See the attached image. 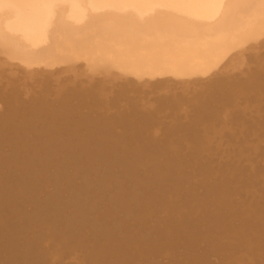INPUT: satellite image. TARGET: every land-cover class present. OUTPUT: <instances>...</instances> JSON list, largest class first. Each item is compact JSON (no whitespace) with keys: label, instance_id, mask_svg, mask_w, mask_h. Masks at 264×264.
Returning a JSON list of instances; mask_svg holds the SVG:
<instances>
[{"label":"bare ground","instance_id":"bare-ground-1","mask_svg":"<svg viewBox=\"0 0 264 264\" xmlns=\"http://www.w3.org/2000/svg\"><path fill=\"white\" fill-rule=\"evenodd\" d=\"M4 46L6 48L8 47L10 48V51L8 50L7 53L10 52L11 54H13V56H15V59L18 63L17 65H19V69L21 70V67L23 66L25 68L26 73H27V69L31 67L34 60H42L44 62H47V60H50L58 53L60 55L57 57L61 61V64L63 66L53 67L52 63L47 64L45 70L41 71L42 73L37 74V76H35L34 78L32 77L33 81L35 82L37 81L38 83L40 82L44 83L45 86L51 85L53 83H58L55 84L57 85V87L55 89V94L53 99L49 100L50 96H47L46 99L45 98L42 100L40 99L39 102L36 99L37 104L31 106V108L28 110L29 112L28 116H26V114L24 113L11 114L10 113L12 112L10 110L11 108H8L10 110V112L8 111L9 114L5 112L6 111L5 109H4L5 111L2 110L3 112H0V208H1L0 209V257H2L3 251L4 252L8 251L7 254H9L8 259H5V261L0 260V264H51L47 259L48 257H50V255H52L51 257H53V260L62 259V258L63 260H65L64 259L65 252H67L68 250L78 251L80 249L83 250L79 252V254L80 253L84 254L82 257H79L77 253L76 255L73 254L74 252H72V254L74 255L72 260L73 262L78 261L77 264H151V263L159 264V261L158 263H156V257L157 258L160 257L158 255L171 254L172 257L169 258L173 260L172 258H174L176 254V253L174 254V252L183 253L180 251L181 246H183V248L181 249H184L185 252H186L185 249H187V251L189 252V253L186 252L188 255L190 254V256H188L189 258L186 259L188 260L187 264H190L191 263L190 261H194V262L198 261L200 263V258L204 260L205 258H203L202 257L203 255L201 254L202 252L205 253V251L208 249H209L208 251L212 250L213 253L217 252L212 246L210 247V245L208 246L207 244L205 245L206 239H209V237L206 236L205 233L208 232V226H212V227L214 226L215 223L213 220L215 219H213L214 217L212 218V216H210L212 212H209L207 210L208 207L206 208L204 206L205 207L204 208L202 205L203 203L206 204V202L208 201L211 203L213 200H217V199L223 200V202H225L227 194L224 192H221V194L214 192L216 190L215 188L214 189L212 188L213 185L212 184H210V186L207 185L209 184L210 180L206 185L204 183V185L202 186L204 187V190H206L205 188L213 189L214 190V191L212 190L213 193L211 194L212 191L208 189L209 192L206 191L205 193L210 194V196H208L207 199L202 197L201 199H198L199 201L205 199V201L203 200L201 204L204 210L202 211L198 210L199 212L195 213L194 210L197 209L193 207V205L188 204L190 208L188 209V212L186 214L189 215L184 214L187 217L189 216V218H186V216H184L187 221L184 220V218H182L183 214L180 213L182 216L181 217L182 225L179 222L180 221L179 219L175 218V216H171L174 207L178 208L177 206L180 205L182 206L183 204H186L185 201L188 200V199L185 200L186 198H190L189 201H191V199L200 196L199 193H196L199 196L198 195L195 196V194L193 195L191 193L192 191L198 192L196 191V186H192V185L191 186L195 191L191 189L190 185H189L190 188L189 187L188 188L191 189L189 190L190 195L192 194L193 196L192 195L185 196L183 194L186 193V195L187 194L189 195L188 193L189 191L186 192L188 190L186 187L188 186L189 182H187V186H186L185 182L187 180H185L186 176L184 175L188 169L186 171H183L185 168V164H180L178 158L174 156V152H176V148L172 149L173 142L172 144L170 143L172 150H170V146H167V144L170 142L169 139L171 138L168 139V136L166 134L169 133L171 134L170 137H172L173 136L172 133L174 132L172 131L173 129L170 128L171 129V130L169 129L170 132L168 133L165 132L166 134L163 132L164 135H166L165 140L168 141L166 145L162 144V141H159L161 139H157V137L156 139L158 141H155L154 144L156 145V149H157L156 151L158 152L162 151L163 149L165 152L166 149L164 147L166 146L167 151L169 148L168 152L171 151L173 153L172 157L175 158H171L170 160H168L167 163L166 161L164 162L163 159H167L169 156H171V152L170 155H167L169 154L167 151L165 154L166 156L164 154L154 152L155 154H152L153 157L151 158V160L149 158L147 160L146 158L147 161L144 158L141 159L138 158L137 156H132V153H134L132 147L130 148L128 145H124L125 146L124 147L121 142L124 143L125 141L124 138L132 137L130 135L137 130L134 129V125L136 123L132 125L134 131L133 130L130 131V129L128 130V128H130L131 123L129 122L127 124L129 125L126 126L128 130L127 132L129 133L130 131V133L128 134L126 132V134H128V137L127 135H125L126 137L120 140L119 137L111 134L106 129L101 130V128H104L101 127L104 126V123H100V127L97 126L99 125L98 120H100L101 118L98 117V119H96L98 124H96L97 122L95 123V121H93L95 120V117L94 119L92 118L93 116L90 119H88V117L84 115L85 117H87L84 118V116L81 114L80 111L83 109L82 103L80 101L79 103H81V107L79 106L76 107V110L79 109L80 114L79 113L77 114V111L75 110L76 112L72 114H76V115H72L71 111H74L73 108L77 104L72 105L73 103L75 104V102H72L71 104L70 101H68L70 105L68 103H66L67 104L66 105L64 104L65 102H63V100L65 101L67 97H70L72 94L71 92L73 91H71L72 90L71 87L65 86L66 84L64 85L60 83L61 82L60 79L64 75L62 74L60 76L57 69H61V67H66L69 70V72L72 73L78 70L79 67H83L84 65H90L87 68L88 71H85L84 69L81 75H77L80 77L85 76L86 77L85 80L88 81V83L85 84L82 81V78H80L81 79L80 82L81 81L83 82L81 83V88L83 87L84 89L88 88L87 90L83 89L81 91V94L85 95V100H86L83 103V107H86L87 109L88 106L92 108L94 101L96 102L98 101V100H94L95 95L96 97L99 96L100 98V95H102L103 92L104 93L107 92L109 94V91H107V89L111 90L112 97L118 94V93L112 94V92H117L118 89L115 91L113 89L114 87L113 85H115L119 81L122 82L126 81L127 83H131V84L133 83L134 86L136 84V87L138 84L142 85V83H149V82H153L154 84L156 83L155 85H157V83L159 84L171 83L175 85L176 84L180 85V83L183 84L185 81H189V82L193 81L194 83L190 82L191 85L193 84V86H195L196 84L198 86L196 82L198 81L199 83L200 81H202V83L199 84L201 85V87L198 86L201 89V91H204L202 89L208 86L205 83L209 82L208 84L210 86L207 87V89H210V87L211 89L215 87V90L213 88L212 91L213 90L216 91L220 89L219 90L220 92L217 91L218 96L220 95V93L222 95L223 94L222 91L224 92L223 90L224 88L222 89L221 87L226 86L227 83L230 82V81L226 82V80L231 79L233 81L234 80L233 73L236 71L239 72V70L242 69V67L250 63L249 61L251 60L255 61L256 59H258L261 56L260 52L264 50V0H0V49ZM8 56L10 55H7V57ZM263 58L260 60V62L263 60ZM0 62H3V59ZM263 62H261L260 64L262 65ZM257 63H253V64H257ZM80 64H82V66H80ZM0 65H2L0 69L6 66L4 63H0ZM261 67H262L261 69L264 70L263 68L264 65ZM248 68H252V67L250 66ZM252 69L248 71H251ZM4 71H7V69L5 68ZM262 71L259 72H261L263 75L264 72ZM259 72H252V71L249 72L250 74L249 76H251L252 78L250 80H247L246 84L242 83L243 86L245 85V87L247 85V89L249 87L248 89L249 91L255 90L256 87L264 86V78H263L264 76L261 75V79L259 76L256 77V75ZM56 75H59L60 77ZM70 76L71 75H69V77ZM66 77L67 76H65V78ZM77 78L78 77H75L74 79ZM213 78H216V80ZM203 81L206 82L203 83ZM95 82L96 84H94ZM125 83H120V84H122L123 87L125 86V88L127 85L128 89L127 88L126 89L130 90V92L126 91L127 95L129 94L128 101L131 100V96L132 99L134 96L138 101L137 96H140L145 92L144 91L145 89L143 90V88H146V85L151 86V88H153L152 85H148V84H145V87L138 85L137 88L140 90V88L142 87L141 89L143 90V92L138 91L136 92V94H134L135 93L133 92L134 90L133 91L131 90L132 88L130 86L131 84L128 85L127 83L126 84ZM108 84L110 87L111 86L113 87L109 88ZM203 84H205L206 86ZM75 86L76 84H74L73 88ZM134 86L133 88L135 89V91H137L136 87ZM173 86H169V90L175 91L176 88L177 90L180 88L179 86L178 87L174 86L175 88L173 89L172 88ZM237 86L239 87V83ZM121 87L122 86H120V88ZM162 87H164V91H166L165 89L166 86H162ZM124 89L123 91L125 92ZM162 89L160 94L164 95L163 93L164 91ZM200 89L199 90L196 89L197 92L198 91L201 92ZM207 89L204 91L205 94L206 91H208L207 93L212 92L211 89H210L211 92ZM76 90L77 89L74 90V93ZM153 90L154 88L152 90H148V91L146 90V91L153 95V93L150 92ZM155 91L159 93L160 89L159 91L157 90ZM230 91H232V89ZM236 91L238 92L239 90L236 89ZM197 92L192 97L195 98L194 99L196 100L195 103L197 102V104L194 105L198 106L199 103L197 100H200L198 98L199 97L205 98L207 96L204 97L202 96L203 93L202 95L201 93H199L198 94L199 97H198ZM125 93H123V95ZM131 93L132 95H130ZM148 93L146 94V96L143 94L146 98L145 99L146 101L149 95ZM166 93L167 94L165 95H168L169 92ZM194 93L195 92L193 91V94ZM231 93L233 92H227L226 94L230 95ZM172 94L169 93L171 97H173ZM226 94L223 95L231 99L230 102L231 104L236 103L235 105H237L239 103L238 100L240 98H237V100L235 99L237 95L234 96L235 94L234 95L231 94L230 97V96H226ZM74 95L72 94V96ZM119 95H116V98ZM127 95L125 94L124 98ZM210 95L211 96L209 97H213L215 94L214 95L210 94ZM107 96L108 95L106 94L105 97ZM142 96H140L139 99L144 100V98L142 99ZM232 96H234V99L232 98ZM96 97L95 99H97ZM160 97H162V99H165L167 96H160ZM1 98H3L2 95ZM91 98H93L94 101L90 102ZM120 98L122 99L123 97ZM124 98L122 100H124ZM174 98L171 99L174 100ZM74 99H76V97ZM106 99L107 98H105V100ZM112 99L113 101H115L114 98ZM70 100H72V98H70ZM122 100L121 102L123 104L120 101L119 102L122 105V106L120 105L122 107L121 109H124L126 108L124 104L127 105V103L125 102L128 101L127 99L124 102ZM224 100H226L227 102V100L229 99L225 98ZM0 101H2V99ZM113 101L110 102L114 103ZM156 101L157 100H155V102ZM234 101L236 102L234 103ZM3 102L4 101H2L1 103ZM144 102L145 101H142V103ZM192 102L194 103L193 100ZM209 102L213 104L214 100H210ZM209 102L208 105L211 104V103L209 104ZM130 103L132 102L130 101L128 103L129 105L127 106L133 107V104L131 106ZM215 103H218V101L216 100V102H214L213 105L211 104V106H214ZM220 104L221 103H219V105ZM200 105L199 108L202 107V104ZM143 106L146 108V105L143 104ZM143 106L141 108H143ZM208 107L209 106H207L206 108L209 109L210 107L209 108ZM260 107L262 108V106ZM260 107L258 109V112L259 110L260 111L264 110L263 109L264 106L262 109ZM107 108H108V104H107ZM134 108L132 110H134ZM136 108H138V106ZM154 108L155 106L150 109L152 112L149 110L150 113L148 114L151 115L152 113L153 115L154 112L156 113L160 112V107L158 108V110L157 109L154 110ZM167 108L165 107V109ZM116 109H120V108L116 107ZM129 109L130 108H128V111H130ZM97 111L100 112L98 109ZM120 111L122 110H119L118 112L120 113ZM145 111L148 112V109H145ZM163 112L162 114L166 113ZM211 112L213 113L214 111ZM205 113H206L205 111L203 113H199V115L201 114L200 116H202V118H200L199 115H196L198 113L194 114L196 119V121H193L195 128L196 126L198 128L199 124L202 123L201 121H204V123L206 122L205 118H207V116L203 118L204 117L203 115ZM99 114L101 115V112ZM129 114L130 113H128V115ZM158 114L161 115V113ZM208 115L209 116L211 115L212 118L215 117V114L214 116H212V114H208ZM179 116L181 117V114ZM42 117L46 119V123L47 124L49 123L50 126L49 125L47 126V124H45L44 127L43 128L40 127L41 130H39L38 123L40 120H42ZM211 117L207 118V120L209 118L211 119V120L209 119V121L207 122L210 121L212 122V120H214ZM75 118L76 120H74ZM116 118L117 117L113 119V121L116 120L115 123L122 122V120L124 119V118H120L121 120L120 121L118 118L117 119ZM150 118L152 117L150 116ZM252 118L254 120V117ZM257 118L259 122L260 117ZM107 119L108 117L105 119L108 122ZM149 119H148V125L150 126L151 124L149 122ZM135 122H137V124L140 125L139 121H135ZM133 123L134 121L132 122V124ZM176 123L179 122L176 121ZM259 123L260 124L258 125L254 123L252 124L256 126V129L258 127L257 130H260L261 128L263 130L264 119L261 118V122ZM70 124H73L75 128L73 127L74 131L72 130L73 131L72 133H69L70 131L67 133L66 132L67 129L65 130V128H67ZM85 124L88 126H86ZM121 125L123 124L121 123ZM246 126L248 128L252 127L250 124L249 125L247 124ZM14 128L16 130V133L13 136H9L11 134L10 131H12ZM256 129H254V131ZM146 130H144V133ZM179 132H181V130H179ZM175 133L177 136V131ZM140 135L144 136L143 134ZM164 135L162 137H164ZM248 136L250 137L251 135ZM144 137L146 138L147 136L145 135ZM135 139L139 141L142 140V138L141 140L139 139V136L138 138ZM165 140L164 142L166 143ZM197 140H199V138ZM201 140L202 142H204L203 139ZM201 140H199V144L200 145L205 144L206 147V142L200 143ZM130 141H132V139ZM139 141L137 143L136 140L133 141V143L131 142L133 144L132 146L140 143ZM149 141L150 140H148L147 143ZM196 141L194 139V142L192 143V149H193L192 153L193 151L195 153L197 152L193 148V144ZM147 143L145 142V145L142 146L143 143L141 141L140 145L142 146L143 149L146 146L145 148L149 149L148 151H150L151 148L153 149L154 145L152 146L151 144L153 143L149 142L151 144L150 145L148 144L147 146L146 145ZM195 145L198 146V144ZM122 146L124 148H122ZM136 146L137 148H139L138 147L139 145ZM149 146H151V148H149ZM198 147L200 149H203V146H198ZM143 149L141 150L139 149V152L142 151ZM147 149L146 150L144 149L143 151L144 153L148 154ZM154 149L152 151H154ZM205 149H207V147ZM128 152H130L131 154L130 153L128 154ZM204 153L206 154L207 152L205 151ZM198 155L199 154H197V156ZM199 156L197 158L198 160H200L201 158V156L200 158ZM161 157H166V158L162 159ZM201 161L202 160L196 162V164L202 165L203 161L202 162ZM166 164H168V166L170 167L168 169L169 170L168 172L170 173L175 172L174 174H172V177L177 178V180H181L183 178V180H181L182 182L176 184L174 183V181L172 182L171 180L166 181V179L169 178L170 176H163L160 174L161 171L159 172V168L161 170L166 169L165 167H163ZM205 165L206 164L203 163L202 166L205 167ZM210 167H211L210 164L209 167L206 166L205 169L201 167L203 169L202 172L203 173L206 172L207 168H209L210 169L209 171H211L212 167L211 168ZM116 170H119L121 172V176L113 175V173L116 172ZM151 170L154 171L153 174L156 179L152 178L153 174L151 173L152 172ZM214 170L213 172L211 171L213 174L216 173ZM209 171H207V173ZM216 171L222 172V170H216ZM221 172L219 174L222 175L219 174L217 175V173L215 175H217V177L219 178L221 176L223 177L224 172L222 173ZM203 173H202V177H203ZM212 173L209 172L208 174L212 175L213 177L214 175ZM205 175L206 177L208 176L207 174ZM210 175L208 176V178L211 177ZM190 176H192V174ZM260 176L261 178L263 177L262 175ZM232 177L234 178V176ZM152 179H154L155 181L158 180L157 181L159 182L158 185L161 184V187H163L161 190L160 187L156 186L157 184L155 183L158 195L160 194L161 196L162 195L161 193L165 191L166 192L168 191L169 195L170 193L172 195L173 193L172 191L174 192L180 191L182 193V196L180 197H182L183 199L180 197H179L180 199L177 198L180 195L179 194L180 192L174 193L177 195L179 194L178 196L175 195L176 197L175 196L173 197V195L169 196L167 193V195L169 196V200L168 198L167 199L164 198L166 195L165 196L162 195L161 198L160 197L155 198L154 195H156L157 193H154L155 191L153 192L151 190L153 189V185H154L153 183L154 180L151 181ZM109 180L116 183L115 184L116 186L113 187L109 183ZM203 180L200 182V184H203L204 182ZM249 181L250 180H248V182ZM167 183L169 184L167 185ZM126 184L130 185L129 193L128 192L125 193L124 186ZM203 187L202 188L200 187V189L203 190ZM118 188H120L121 190L118 191ZM158 188L161 190L160 193L158 192ZM233 188H235V186ZM149 191L153 193H149ZM152 194L154 196L153 200L151 199V197H149L150 195L152 196ZM129 196L132 198L133 200L132 202H129V198H130ZM260 196L263 197L262 195ZM175 198L176 200H178V203H180L179 200L180 201L183 200L184 203L181 202V204L178 205ZM170 199L171 202L167 203V206L163 204L165 203L164 202L165 200L170 201ZM172 199L176 201V202L174 201L176 206H174ZM198 200L196 202L197 204H198ZM153 204L154 206L155 204H159V208L162 209V211L160 212L164 213L163 214L164 217L163 216L161 217L160 213H158V211H156L152 207ZM171 205H173L174 207ZM185 206L188 207L187 204L184 205V208ZM180 208H183V206ZM184 210L187 211V208H185ZM218 212L219 211H217V213ZM165 213H167L168 216ZM249 214H251V212ZM145 215L146 216L150 215V216L145 218ZM165 215L168 219L164 220L165 222H163V218L166 219ZM169 215L171 216V220H173L172 222L170 221ZM172 217H174V219L176 220L175 222L174 219H172ZM152 219L155 220L154 223L156 225L155 227L154 226L151 227V224L153 222ZM177 221L178 223H180V225H178ZM175 223H177L176 224L177 226H180L179 228H183V230L178 229L179 231L178 230L175 231L176 229ZM172 224L174 226L173 230L171 228ZM125 225L130 226L129 230L125 228ZM194 227L197 228L196 230L198 231L196 230L193 231ZM189 230L193 231L194 232L193 234L196 233L195 236H193V238L191 234L192 232H189ZM210 230L211 228H209V231ZM30 232L33 234L32 237L29 236L31 234ZM200 233L202 235L204 233V236H201ZM201 237L205 238L204 239L205 242L204 244L202 242L200 244L204 245L202 246L203 248L207 246L208 249L204 248L203 251L202 248H200L201 250L198 248V252H197V250L195 249L196 248L195 246L197 244L196 241H198ZM239 240H241V238ZM194 242L196 243L195 245ZM48 243H50V246L47 249L45 247H47L46 245H48ZM208 243L210 242L208 241ZM178 245H180L179 251L177 248ZM201 245L197 244V247L199 246L201 247ZM44 248L47 249V251H45ZM89 248L90 250L86 251ZM221 250H223V248L219 249V251ZM194 251L201 254H196ZM208 251L206 252L208 253ZM245 254L247 255V253ZM209 255H211L210 252L208 256ZM255 255L257 254L255 253ZM177 256L178 255L176 254L175 257ZM166 258H164V261L165 259L168 260V256ZM183 259L185 258L182 259L179 258L178 261L181 262V264H185ZM158 260H160V258H158ZM237 261L239 260L237 259ZM55 262L56 261H54V263ZM198 262H196V264H199ZM219 263L220 262H218V264Z\"/></svg>","mask_w":264,"mask_h":264},{"label":"rangeland","instance_id":"rangeland-1","mask_svg":"<svg viewBox=\"0 0 264 264\" xmlns=\"http://www.w3.org/2000/svg\"><path fill=\"white\" fill-rule=\"evenodd\" d=\"M8 47V46H7ZM8 50L10 51V48L8 47V48H6L5 46L4 47H2L1 49H0V54H1V52H2V54L1 55H3V56H1L0 55V57H3V58H0L1 60L3 59V62H0V63H4L6 66L5 67H2L1 69H0V91H1V93H0V100L2 99V101H4L3 103H1L2 101H0V105H1V107H0V112H3V111H5V112H7V114H9V112H10V110L12 111V112H10L11 114L12 113H17V114H22V113H24V114H26V116H28V110L31 108V106H33V105H35V104H37L36 102L38 101L39 102V100L41 99H46V97L47 96H50V99L49 100H51V99H53L54 98V94H55V89H56V87H57V85H55V84H58V83H53V84H51V85H46L45 86V84L44 83H38L37 81L35 82V81H33V78L35 77V76H37V74H40V73H42L41 71H44L45 70V68L47 67V64H53V67L55 66V67H57V66H63L62 64H61V61L58 59V57L57 56H59L60 54L58 53L57 55H55L54 57H52L50 60H47V62H44V61H42V60H34V62L32 63V65H31V67H29L28 69H27V73H26V71H25V68L22 66L21 67V70L19 69V65H17L18 63H17V61H16V59H15V56H13V54H11L10 52L9 53H7L8 52ZM261 54V56L258 58V59H256L255 61H257V62H255V61H249L250 63H248L247 65H245L244 67H242V69H240L239 70V72L238 71H236V72H234L233 73V81L230 79V80H226V82H228V81H230L229 83H227V85L226 86H222L221 88L224 90V92L222 91V93L223 94H226L227 92H233V93H231L232 95H234V96H236V100H237V98H240L238 101H239V105L237 104V105H235L236 103V101H234V103L235 104H231L230 102H231V99L229 98V97H225V95H221V93H220V95L218 96V92L217 91H219V90H216V91H214L215 90V87H213L214 88V90L212 91V89H211V87H210V89H211V91H210V89H207V87H209L210 85L208 84V83H205V84H207L208 86L207 87H205L204 89H202V90H209L211 93H207L208 91H206V94L204 93V91H201V89L198 87V86H200L201 87V85H199L200 83H202V81H200L199 83H198V81L196 82L197 84H198V86L195 84V86H193V84L191 85V83L190 82H193V81H185L183 84H181L180 83V85L178 84H171V83H167V84H165V83H163V84H159V83H157V85H155L153 82H149V83H142V85H139V86H142V87H145V84H148V85H152V87L154 88V90L153 91H150V92H152L153 93V95L151 94V93H148L147 91L148 90H152L153 88H151V86H147L146 85V88H143V90L145 91L143 94L146 96V94L148 93L149 95H150V97H149V95H148V98H147V101L145 100L146 98H145V96L143 95H140V96H142V99L144 98V100H141V99H139L140 98V96H137V95H135V96H137V98H138V101L139 100H141V101H137V99L133 96V99H132V96H131V100H129L128 101V98H129V94L127 95V92L126 91H128V92H130V90H127L128 89V87H127V85H126V88H125V86L123 87V85L122 84H120V83H125L126 81H124V82H122V81H119V82H117L115 85H113V86H111V87H113V89L116 91L117 89V92H112V94L113 93H118V94H116V95H119V96H117V98L119 97H123L124 98V96H125V94L128 96H126L125 98H124V100H122L121 98H120V100H119V98H118V100H117V98H116V95H114L113 97L111 96V90H108L107 89V91H109V94L106 92V93H104L103 92V94L102 95H100V98H99V96L98 97H96V95H95V97L97 98V99H95V97H94V100H98L97 102L96 101H94L93 100V98H91L90 99V102H92V101H94V104H93V106H92V108L91 107H89L88 105V109H89V111H88V109L86 108V107H83V103L86 101L85 100V95H82L81 94V91L84 89V87L83 88H81V83H85V84H87L88 83V81H86L85 79H86V77L85 76H77V75H81L82 74V72L84 71V69H85V71H88L87 70V68L90 66V65H84L83 67H79L78 68V70H76L75 72H72V73H70L69 72V70L66 68V67H61V69H57L58 70V72H59V74H60V76L63 74L64 76L63 77H61V79H60V83H62V84H66L65 86H69V87H71V91H73V92H71L73 95L74 94H76V95H74L75 97H76V99H74L75 97L74 96H72V94H71V96L70 97H67V99L64 101L63 100V102H65L64 104H66V103H68L69 105H70V103L72 104V102H75V104L73 103L72 105H76L75 107L74 106H72V107H74L73 108V110L74 111H71V114L72 113H75L76 111H77V114L79 113L80 114V112H79V109H77L76 110V107H81V103H82V110H80L81 111V114L84 116H87L88 117V119H90L92 116V118L94 119V117H95V120H93V121H95V123L97 122L96 121V119H98V117L99 118H101L100 120H98L99 121V125H97V126H99L100 127V123H104V126H101V127H104V128H101V130H103V129H106L107 131H109L111 134H113V135H115V136H117V137H119V139L120 140H122L124 137H126L125 135H127V137H128V134L130 133V131L131 130H133L134 131V129H137L136 131H134V133L133 134H131L130 136H132V137H130V138H124V143L123 142H121L122 144H123V146L124 145H128L130 148L132 147V150L134 151V153H132V156H137L138 158H144L145 160H146V158H147V160H148V158L151 160V158L153 157V155L152 154H155L154 152H158V151H156L157 149H156V145L154 144V142L155 141H158L157 139H161V140H159V141H162V144H167V140H165V136L167 135L168 136V139L169 138H171V139H169L170 140V142L167 144V146H170L171 144H172V142H173V148L170 146V150H172V149H174V148H176V152H174V156L176 157V158H178V160H179V162H180V164H185V168H184V170L183 171H186L187 169L188 170H190V171H188L187 170V172H185V176H186V179L185 180H187L185 183V185L187 186V182H189V184H188V186L186 187L188 190L186 191V192H188L189 190H191V189H193L192 188V186H196V191H198V192H191L193 195L195 194V196H197L198 194H196V193H199V197H197V198H194V199H191V201H189V199L190 198H186L185 200H187V201H185L186 202V204H187V206L188 207H186L185 206V208H187V211L186 210H184L185 208H184V205H186V204H183L184 202H183V200H179V202L180 203H178V200H176V198H175V200L177 201V204L179 205V204H181V202H183L182 204V206H183V208H180V207H182L181 205L180 206H177L178 208H176V207H174V206H176V204L174 203V199H172V201H173V204H174V206L173 205H171V206H173L174 207V209L172 210V214H171V216H175V218H177V219H179L180 221V223L182 222V218H184V220H186V218H189V216L187 217L186 215H189V214H186L187 212H188V209L190 208V206L189 205H193V207H195L197 210H194L195 211V213L196 212H199L198 210H200V211H202V210H204V208L206 207H208L207 208V210L209 211V212H212L211 214H210V216H212V218L213 219H215V220H213L214 221V226L212 227V226H208V232L207 233H205L206 234V236H208L209 237V239H206V242H205V238H200L199 240H200V242H199V240L198 241H196L197 242V244L198 245H201L200 243L202 242L203 244H204V242H205V245L207 244V246L208 245H210V247L212 246L217 252H214L213 253V251L211 250V249H213V248H211L210 250L211 251H208L209 249L207 248V246L206 247H204L205 249H208V250H206V251H208V253L205 251V253L204 252H202V254L201 253H197L198 252V248L200 249V248H202L203 249V251H204V248L202 247V246H204L203 244L201 245V247L199 246V247H197V244L194 242V245L196 244V250H197V252L196 251H194L196 254H201V255H203L202 257L203 258H205L204 260L202 259V258H200V263L198 262V261H196V262H198L199 264H218V262H220L219 264H241V262H242V264H264V128H263V130H262V128L260 129V130H257L258 129V127H257V129H256V126H254V124H260L259 122H261V118H263L264 119V110L263 111H260L259 110V112H258V109H259V107L260 106H262V108H263V104H264V94H262V93H264V86L262 87H256L255 88V90H248L249 89V87H248V89H247V85H246V87H245V85L243 86V84L242 83H245L246 84V82H247V80H250L252 77L251 76H249L250 74H249V72H259V71H262L263 69H261L262 67L261 66H263L264 65V62H263V60H264V50H262L261 52H260ZM7 55H10V56H8L7 57ZM11 57V58H10ZM57 57V58H56ZM9 58V59H8ZM54 58V59H53ZM56 58V59H55ZM263 58V60L261 61V62H263L262 63V65L260 64L261 62H260V60ZM0 60V61H1ZM59 60V61H58ZM13 61V62H12ZM52 61V62H51ZM6 62H7V64H6ZM49 62V63H48ZM57 62V63H56ZM39 63V64H38ZM252 63V64H251ZM253 63H257V64H253ZM9 64V65H8ZM61 64V65H60ZM249 64H250V66L253 68H248V67H250L249 66ZM3 65V64H2ZM2 65H0V67L2 66ZM254 65H256V66H254ZM4 66V65H3ZM18 66V67H17ZM80 66H82V64H80ZM259 67H260V69H259ZM5 68L7 69V71H4L5 70ZM15 68V69H14ZM63 68V69H62ZM246 68V69H245ZM264 68V67H263ZM9 69H10V71H9ZM43 69V70H42ZM82 69V70H81ZM250 69H252L251 71H248V70H250ZM255 69V70H254ZM37 70V71H36ZM54 70V69H53ZM81 70V71H80ZM62 71H63V73H62ZM66 71V72H65ZM248 71V72H247ZM3 72V73H2ZM16 74H15V73ZM262 72H264V70L262 71ZM6 73V74H5ZM12 73V74H11ZM8 74H10V75H8ZM259 74V75H258ZM257 75H256V77L257 76H259L260 77V79H261V75H262V73L261 72H259ZM1 75H3V76H1ZM7 75V76H6ZM69 75H71L70 77H69ZM56 76H59V75H56ZM59 76V77H60ZM65 76H67L66 78H65ZM262 76H264V74L262 75ZM3 77H5V78H3ZM13 79H12V78ZM33 77V78H32ZM75 77H78L77 79H74ZM255 77V78H256ZM64 78H65V80H64ZM67 78H69V79H67ZM80 78H82V81L80 82ZM216 78H218V77H216ZM216 78H213V79H215L216 80ZM264 78V77H263ZM262 78V79H263ZM259 79V78H258ZM258 79H257V81H258ZM16 80V81H15ZM255 80V79H254ZM239 81V82H238ZM256 81V80H255ZM262 81V80H261ZM187 82H189V83H187ZM204 82H206V81H203V83ZM232 82V83H231ZM239 83V87L237 86L238 85V83ZM240 82H241V84H240ZM127 83V82H126ZM125 83V84H126ZM194 83V82H193ZM223 83H225V82H223ZM237 83V84H236ZM74 84H76V86L74 87L75 89H77L76 91H78V92H76L75 91V93H74V88H73V86H74ZM94 84H96V82L94 83ZM124 84V85H125ZM128 85H130L131 83H127ZM140 84H141V82H140ZM153 84H154V86H153ZM158 84H159V86H158ZM205 84H203V85H205ZM111 85V84H110ZM138 85H137V87H138ZM160 85H162V86H166V91H164V87H162V86H160ZM175 86V87H180L178 90H177V88H176V90L175 91H173V90H169V86ZM186 85V86H185ZM191 85V86H190ZM203 85H202V88H203ZM214 85V84H213ZM212 85V86H213ZM231 85V86H230ZM242 85V86H241ZM91 86H93V85H91ZM116 86V87H115ZM120 86H122L121 88H122V90H121V88H120ZM131 87V90L133 91V92H135L134 94H136V92H138V91H141V92H143V90L140 88V90L136 87V84H135V86H134V84L132 83L131 85H130ZM133 86L134 87H136V90L137 91H135V89L133 88ZM172 87L173 89L175 88V87ZM182 86V87H181ZM198 88H197V87ZM206 86V85H205ZM229 86V87H228ZM235 86V87H234ZM108 87L109 88H111L110 86H109V84H108ZM119 87V88H118ZM151 89H150V88ZM156 87V88H155ZM163 89H162V88ZM190 87V88H189ZM233 87V88H232ZM240 87H243V88H240ZM79 88V89H78ZM125 88V89H124ZM129 88V89H130ZM171 88V89H172ZM187 90H186V89ZM232 89V91H230L231 89ZM235 88V89H234ZM86 90L88 89V88H85ZM84 89V90H85ZM123 89L125 90V92L123 91ZM159 89H160V91H159ZM161 89L164 91H162L163 93H164V95L162 94H160L161 93ZM199 90L200 89V91L201 92H197V90ZM226 89V90H225ZM230 89V90H229ZM236 89L237 90H239L238 92L236 91ZM242 89H244V90H242ZM247 89V90H246ZM263 89V90H262ZM37 90V91H36ZM147 90V91H146ZM155 90H157V91H159V93L158 92H156ZM196 90V91H195ZM235 90V91H234ZM261 90V91H260ZM104 91H106V90H104ZM120 91V92H119ZM121 91H122V93H121ZM131 91V92H132ZM180 91V92H179ZM193 91L195 92L194 94H193ZM256 91V92H255ZM132 92V93H133ZM166 92H169L170 94H172V96L173 97H171V95H169V93H168V95H165V94H167ZM192 92V93H191ZM196 92H197V95L199 94V93H201V95H202V93H203V95L202 96H207V97H205V98H203V97H199V95H198V99H200V100H197L198 101V106L197 105H194V104H197V102L195 103V101L196 100H194L195 98H193L192 96L193 95H195L196 94ZM220 92V91H219ZM261 94H260V93ZM13 95H11V94ZM123 93H125L124 95H123ZM132 93L130 94V95H132ZM140 93V92H139ZM139 93H137V94H139ZM217 93V94H216ZM239 93V94H238ZM255 93V94H254ZM259 93V94H258ZM43 94V95H42ZM70 94V93H69ZM108 95L107 97H105V95ZM210 94H215L213 97H209V96H211ZM231 94L230 95H228V94H226V96H230L231 97ZM1 95H2V97L3 98H1ZM35 95V96H34ZM46 95V96H45ZM78 95V96H77ZM80 95V96H79ZM123 95V96H122ZM152 95V96H151ZM186 95V96H185ZM30 96V97H29ZM44 96V97H43ZM154 96V97H153ZM156 96V97H155ZM160 96H167L166 98L165 97H163V98H165V99H167V100H165V99H162V97H160ZM234 96H232V98L234 99ZM239 96V97H238ZM175 97V98H174ZM196 97V96H195ZM218 97V98H217ZM70 98H72V100H70ZM105 98H107L106 100H105ZM110 98H111V100H110ZM112 98H114L115 99V101H113V99ZM136 100H135V99ZM157 98V99H156ZM161 98V99H160ZM171 98H174V100L173 99H171ZM181 98H184V99H181ZM193 98V99H192ZM220 98V99H219ZM225 98H227V99H229V100H227V102H226V100H224ZM36 99H37V101H36ZM109 99V100H108ZM127 99V101L128 102H125V103H127V105H129L128 103L131 101L132 103H130V105L132 106V104H133V107H130V106H127V105H125L124 104V106L126 107V108H124V109H121L122 107V105L120 104V102H121V100L124 102L125 100ZM153 99V100H152ZM176 99V100H175ZM223 99V100H222ZM249 99V100H248ZM6 100V101H5ZM78 102H77V101ZM117 100V101H116ZM155 100H157L156 102H155ZM162 100V101H161ZM188 100V101H187ZM192 100L194 101V103L192 102ZM210 100H214V102H216V100L218 101V103H215V105H216V107H215V105L214 106H211V102H209ZM11 101V102H10ZM67 101V102H66ZM68 101H70V103L68 102ZM79 101L81 102V103H79ZM89 101V100H88ZM107 101V102H106ZM110 101H113L114 103H115V105H114V103H112V102H110ZM120 101V102H119ZM142 101H145L144 103H142ZM151 101H152V103L154 104V106H155V108H154V110L155 109H157L158 110V108L160 107V112H158V113H161V115H159L158 113H156V112H154L153 113V115H152V113H151V115L150 114H148V113H150L149 112V110L151 109V108H153L154 106H153V104L151 103ZM176 101V102H175ZM187 101V102H186ZM200 101V102H199ZM224 101V102H223ZM258 101V102H257ZM13 102V103H12ZM147 102V103H146ZM158 102V103H157ZM166 102V103H165ZM190 102V103H189ZM208 102H209V104L210 105H208ZM214 102H213V104H214ZM241 102V103H240ZM246 102V103H245ZM253 102V103H252ZM262 102V103H261ZM106 103V104H105ZM116 103H118V104H116ZM122 103V102H121ZM174 103V104H173ZM219 103H221L220 105H219ZM230 103V104H229ZM244 103V104H243ZM257 103V104H256ZM3 104V105H2ZM5 104V105H4ZM9 104H11V105H9ZM80 104V105H79ZM92 104H90V105H92ZM107 104H108V108H107ZM123 104V103H122ZM143 104L144 105H146V108L143 106ZM148 104V105H147ZM164 104V105H163ZM200 104H202V107H200L199 108V105ZM212 104V105H213ZM52 105H53V102H52ZM67 105V104H66ZM117 105V106H116ZM121 105V106H120ZM153 107H152V106ZM5 106V107H4ZM8 106V107H7ZM10 106V107H9ZM97 106V107H96ZM123 106V107H124ZM138 106V108H136ZM143 106V108H141ZM156 106H159V107H156ZM169 106V107H168ZM191 106V107H190ZM201 106V105H200ZM207 106H209L208 108L209 109H207L206 107ZM218 106V107H217ZM236 106V107H235ZM253 106V107H252ZM7 107V108H6ZM72 107H70V108H72ZM96 107V108H95ZM116 107H118V108H120V109H116ZM135 107V108H134ZM161 107H163V108H161ZM165 107L167 108V109H165ZM205 107V108H204ZM221 107V108H220ZM238 107V108H237ZM8 108H11L10 110L8 109ZM15 108V109H14ZM86 108V109H85ZM94 108V109H93ZM103 108V109H102ZM128 108H130L129 110L130 111H128ZM134 108V110H132ZM140 108H141V110H140ZM148 109V112L147 111H145V109ZM172 108V109H171ZM199 108V109H198ZM218 108V109H217ZM220 108V109H219ZM229 108V109H228ZM235 108V109H234ZM261 108V107H260ZM261 108V109H262ZM5 109V110H4ZM97 109L101 112V115L99 114L100 112H98L97 111ZM137 111H136V110ZM144 109V110H143ZM167 111H165V110ZM171 109V110H170ZM225 109V110H224ZM228 109V110H227ZM264 109V108H263ZM3 110V111H2ZM76 110V111H75ZM97 111V112H95V111ZM102 110V111H101ZM119 110H122V111H120V113L118 112ZM153 110V111H154ZM190 110V111H189ZM9 111V112H8ZM128 111V112H127ZM151 111V110H150ZM163 111H165V112H163V113H165V114H162V112ZM206 112L203 116V118H205L206 116H207V118L208 117H211V115L209 116L208 114H212V116H214V114H215V117H211L212 119H214V120H212V122L210 121V122H207V121H209V119L207 120V118H205V119H203V120H205L206 122L204 123V121H201L202 123L201 124H199V126H198V128H197V126H196V128L194 127V123H193V121H196V119H195V115L194 114H196V113H198V114H196V115H199V113H203V112ZM208 111H209V113H208ZM211 111H214L213 113L211 112ZM230 113H229V112ZM249 111V112H248ZM251 111V112H250ZM4 112V113H5ZM92 114H90V113ZM106 112V113H105ZM142 112V113H141ZM152 112V111H151ZM194 112V113H193ZM196 112V113H195ZM211 112V113H210ZM221 112V113H220ZM235 112V113H234ZM245 112V113H244ZM246 112H247V114H246ZM128 113H130L129 115H128ZM132 113V114H131ZM135 113V114H134ZM156 113V114H155ZM169 113V114H168ZM184 113V114H183ZM70 114V115H71ZM181 114V117L179 116ZM236 114V115H235ZM249 114V115H248ZM72 115H76V114H72ZM71 115V116H72ZM91 115V116H90ZM105 115H108V116H105ZM117 115V116H116ZM152 117V118H150V116ZM156 115V116H155ZM201 115V114H200ZM199 115V116H200ZM233 115V116H232ZM235 115V116H234ZM84 116V118H87V117H85ZM119 116H121V117H119ZM148 116V117H147ZM153 116H155V117H153ZM160 116V117H159ZM248 117V118H246V117ZM73 117V116H72ZM108 117V122L105 120L106 118ZM115 117H117L119 120H120V118H124L123 120H122V122H119V123H115V121H113V119H115ZM167 117V118H166ZM174 117H175V120H174ZM224 117V118H223ZM242 117V118H241ZM252 117H254V120H253V118ZM257 117H260L259 118V122H258V118ZM103 118H104V120H103ZM116 118V119H117ZM146 118H150L149 119V122H150V126L148 125V119H146ZM166 118V119H165ZM177 118H178V120H177ZM200 118H202V116H200ZM200 118H198V119H200ZM237 118V119H236ZM161 119V120H160ZM168 119V120H167ZM182 119H184V120H182ZM195 119V120H194ZM197 119V120H198ZM256 119V120H255ZM74 120H76V118L74 119ZM92 120V119H91ZM101 120H102V122H101ZM118 120V121H119ZM146 120H147V122H146ZM151 120V121H150ZM170 120V121H169ZM190 120V121H189ZM211 120V119H210ZM240 120H242V121H240ZM121 121V120H120ZM134 121V123L132 124V122ZM135 121H139V123H140V125L139 124H137V122H135ZM154 121H156V122H154ZM176 121H178L179 123H176ZM230 121V122H229ZM244 121H246V122H244ZM131 123V125H130V128H128V130L130 129V131H129V133L127 132L128 130H127V127L126 126H129V125H127L128 123ZM199 122V121H198ZM197 122V123H198ZM217 122V123H216ZM222 122V123H221ZM236 122V123H235ZM94 123V124H95ZM114 123V124H113ZM121 123L123 124V125H121ZM136 123V124H135ZM159 123V124H158ZM167 123V124H166ZM174 123V124H173ZM176 123V124H175ZM182 123V124H181ZM186 123V124H185ZM231 123V124H230ZM243 123V124H242ZM246 123V124H245ZM252 123H254V124H252ZM45 124H47L46 123V119L44 118V117H42V120H40L39 121V123H38V126H39V130H41V128H43L44 127V125ZM96 124H98V122L96 123ZM95 124V125H96ZM116 124V125H115ZM135 124V125H134ZM158 124V125H157ZM165 125V127H164V125ZM181 124V125H180ZM195 124H196V122H195ZM211 124V125H210ZM237 124V125H236ZM251 125L252 127H253V129H252V127H250V128H248L246 125ZM49 125V123L47 124V126ZM86 125V124H85ZM103 125V124H102ZM115 125V126H114ZM132 125H134V129H133V126ZM162 125V126H161ZM201 125V126H200ZM230 125V126H229ZM243 125V126H242ZM50 126V125H49ZM71 126V127H70ZM86 126H88V125H86ZM121 126H123V127H121ZM168 126V127H167ZM211 126V127H210ZM223 126V127H222ZM236 126V127H235ZM41 127V128H40ZM74 125L73 124H70L67 128H65V130H66V132L68 133L69 131V133H72L73 131H74ZM99 127H98V129H99ZM107 127V128H106ZM116 127H117V130H116ZM126 127V128H125ZM145 127H147V128H145ZM192 127H193V129H192ZM214 127V128H213ZM244 127V128H243ZM69 128V129H68ZM109 128V129H108ZM162 128V129H161ZM170 128H172L173 130L172 131H174L173 133H172V131H171V133L173 134V136L172 137H170V135L171 134H169L168 132H170L169 131V129ZM176 128H177V130H176ZM210 128V129H209ZM221 128V129H220ZM224 130H223V129ZM240 128H241V130H240ZM146 129H148V130H146ZM161 129V130H160ZM168 129V130H167ZM204 129V130H203ZM250 130V132H249V130ZM254 129H256L255 131H254ZM73 130V131H72ZM112 130H113V132H112ZM121 130V131H120ZM144 130H146L145 131V133H144ZM167 130V131H166ZM171 130V129H170ZM179 130H181V132H179ZM228 132H227V131ZM244 130V131H243ZM105 131V130H104ZM103 131V132H104ZM120 131V132H119ZM177 131V136H176V132ZM183 131V132H182ZM202 131V132H201ZM215 131V132H214ZM256 131H257V133H256ZM259 131V132H258ZM10 132H11V134H10ZM9 132V136H13L15 133H16V130H15V128L12 130V131H10ZM126 132L128 133V134H126ZM165 132H167L168 134H166V135H164V133ZM204 132V133H203ZM235 132H237V133H235ZM240 132V133H239ZM242 132V133H241ZM261 132V133H260ZM179 133V134H178ZM245 133V134H244ZM140 134H143L144 136L146 135L147 137L145 138L144 136H142V135H140ZM160 134V135H159ZM208 134V135H207ZM222 134H223V136H222ZM119 135V136H118ZM124 135V136H123ZM157 135V136H156ZM159 135V136H158ZM164 135V137H162ZM187 135V136H186ZM213 135V136H212ZM219 137H218V136ZM241 137H240V136ZM248 135H251L250 137L248 136ZM263 137H262V136ZM138 136H139V139L141 140V138H142V143H143V145L142 146H144L145 145V142L147 143V141L148 140H150L149 142H152L153 144H151V143H147L146 145L148 146V144L150 145H154L153 146V149H154V151H152L153 149L151 148V146H149V148H151L150 149V151H148L149 149H147V148H145L144 147V149L146 150L147 149V151H148V154L147 153H144V149L142 148V146L140 145L141 144V141H139V140H137V139H135V138H138ZM141 136V137H140ZM253 136V137H252ZM156 137H157V139H156ZM174 137V138H173ZM176 137V138H175ZM193 137H195V138H193ZM196 137H197V139L199 138V140H201V139H203V141L204 142H202V140L200 141V143L202 142V143H205L206 142V147H207V149H205L206 147H205V144H199V140H197L196 139ZM206 137V138H205ZM244 138V140H243V138ZM148 138V139H147ZM216 138H217V140H216ZM229 138V139H228ZM239 138V139H238ZM256 138V139H255ZM132 139V141H130ZM134 139V140H133ZM166 141V143L164 142V140ZM194 139H195V143L193 144V148L197 151L196 153L197 154H199L200 156H201V158H200V156H199V158H200V160H202L201 162H202V165H203V163L204 164H206L205 165V167H203L202 165H200V164H196V162H199L200 160H198L197 158H198V156H197V154L193 151V153H192V143L194 142ZM254 139V140H253ZM130 142H129V141ZM136 140V143L139 141L140 143H138V144H136L135 142V144L136 145H139L138 147L139 148H137V146L136 145H134V146H132L133 144V141H135ZM223 142H222V141ZM225 140V141H224ZM253 140V141H252ZM187 141V142H186ZM222 143H221V142ZM230 141V142H229ZM132 142V143H131ZM236 142H237V144H236ZM257 142V143H256ZM171 143V144H170ZM248 143V144H247ZM251 143V144H250ZM255 143V144H254ZM195 144H198V146H203V149H200L197 145H195ZM223 144V145H222ZM244 144V145H243ZM257 144V145H256ZM261 144V145H260ZM234 145V146H233ZM252 145V146H251ZM122 146V148H124ZM136 146V147H135ZM238 146V147H237ZM246 146V147H245ZM141 147V148H140ZM162 147H164V146H162ZM208 147H210V148H208ZM230 147V148H229ZM241 147V148H240ZM166 150H165V152H164V149L162 150V151H159L158 153H160V154H166V151H167V147L165 146L164 147ZM172 148V149H171ZM202 148V147H201ZM237 148V149H236ZM139 149L141 150V149H143L142 151H140L139 152ZM223 149V150H222ZM225 149V150H224ZM228 149V150H227ZM258 149V150H257ZM93 150V149H92ZM124 150V149H123ZM126 150V149H125ZM201 150H203L204 152L206 151L207 153V155L203 152V151H201ZM247 150V151H246ZM259 150H261V151H259ZM152 151V152H151ZM168 151H169V148H168ZM167 151V152H168ZM183 151V152H182ZM187 151H189V152H187ZM230 151V152H229ZM239 151V152H238ZM250 151V152H249ZM258 151V152H257ZM130 152H131V150H130ZM130 152H128V154L130 153ZM142 152V153H141ZM171 152V151H170ZM170 152H168L169 154H167V155H170ZM245 152V153H244ZM248 152V153H247ZM235 153V154H234ZM247 153V154H246ZM253 153H255V154H253ZM257 153V154H256ZM131 154V153H130ZM191 154V155H190ZM203 154V155H202ZM240 154V155H239ZM243 154V155H242ZM247 156H246V155ZM250 154H251V157H250ZM258 154H260V155H258ZM141 155V156H140ZM156 155H158V154H156ZM185 155V156H184ZM210 155V156H209ZM130 156V155H129ZM166 156V155H165ZM173 156V153L171 152V156H169L167 159H163V158H166V157H161L162 159H163V161L165 162L166 161V163L168 162V160H170L171 158H175V157H172ZM179 156V157H178ZM209 156V157H208ZM254 156V157H253ZM185 158V160H184V158ZM225 157V158H224ZM237 157H238V159H237ZM244 157V158H243ZM243 158V159H242ZM251 158V159H250ZM182 159H183V161H182ZM198 161H197V160ZM235 159V160H234ZM146 160V161H147ZM193 161V162H191V161ZM220 160V161H219ZM242 160V161H241ZM200 162V163H201ZM245 162V163H244ZM253 162V163H252ZM258 162V163H257ZM261 162V163H260ZM193 163V164H192ZM223 163V164H222ZM209 164L211 165V167H212V169L217 173V175L221 172V171H216V170H222V172H224L223 173V177L221 176L220 178L219 177H217V175H215V174H213L212 172H213V170L211 169V171H209L210 169L209 168H207L206 169V172H202L203 171V169H205L206 168V166H208L209 167ZM229 164V165H228ZM259 164V165H258ZM245 165H246V167H245ZM163 167H165L166 169H163V170H161L160 168H159V172H160V174L161 175H163V176H170L171 177V179H170V177L169 178H167L166 179V181L167 180H171L172 182L174 181V183H176V184H178L179 182H182L181 180H183V178L181 179V178H179V179H181V180H177V178H173L172 177V174H174V173H170V172H168L169 170V166H168V164H166L165 166H163ZM188 167V168H187ZM200 167V168H199ZM203 169H202V168ZM210 167V168H211ZM237 169V170H236ZM241 169V170H240ZM165 170V171H164ZM118 171L119 170H116V172H114L113 173V175H117V176H121V172L119 171V173H118ZM152 171V170H151ZM164 171V172H163ZM207 171H209L210 173H212L214 176H216V177H212V175H210V174H208L207 173ZM230 171V172H229ZM232 171V172H231ZM153 172L154 171H152L151 173L153 174ZM167 172V173H166ZM221 172V173H222ZM226 172V173H225ZM166 173V174H165ZM189 173H191L192 174V176H190L191 174H189ZM201 173V174H200ZM202 173H203V177L205 176L206 177V175L205 174H207L208 176L210 175L211 177H209L208 178V176L205 178H203L202 177ZM234 173V174H233ZM257 173V174H256ZM232 174V175H231ZM187 175H189V176H187ZM196 175H198V176H196ZM219 175H222V174H219ZM251 175V176H250ZM260 175H262L263 177L261 178V176ZM229 176V177H228ZM231 176V177H230ZM232 176H234V178L232 177ZM243 179H242V178ZM252 177V178H251ZM152 178H155V176H154V174H153V177ZM204 180H203V179ZM208 178V179H207ZM230 178H231V180H230ZM251 178V179H250ZM260 178V179H259ZM156 179V178H155ZM239 179V180H238ZM255 179V180H254ZM154 179H152L151 181H153ZM184 180V181H185ZM204 181L203 182V184H200V182L201 181ZM206 180H207V182H206ZM209 180H210V182H209ZM216 180V181H215ZM248 180H250L249 182H248ZM253 180V181H252ZM259 180V181H258ZM158 180H154L153 181V183H154V185H153V189H151L154 193H157V188H156V186H158V187H160V189L162 190V188L163 187H161V184H159L158 185V183L159 182H157ZM214 181V182H213ZM226 181H227V183H226ZM232 181V182H231ZM191 182V183H190ZM209 182V184H207ZM234 182V183H233ZM109 183L113 186V187H115L116 185V183H114L113 181H111V180H109ZM155 183L157 184L156 186H155ZM199 183V184H198ZM204 183H205V185L207 184V185H209L210 186V184H212L213 185V189L215 188V190L216 191H214L213 189H209V188H205L206 190H204V187L202 186V185H204ZM224 183H225V185H224ZM258 183V184H257ZM169 183H167V185H168ZM253 184H254V186H253ZM129 184H126L125 186H124V190H125V193L126 192H128L129 193V188H130V185L128 186ZM189 185H190V187H191V189H189L190 187H189ZM192 185V186H191ZM201 185V186H200ZM231 187H230V186ZM259 185V186H258ZM263 185V186H262ZM216 186V187H215ZM225 186V187H224ZM235 186V188H233ZM244 186V187H243ZM262 186V187H261ZM184 187V186H183ZM189 187V188H188ZM200 187L202 188L203 187V190L202 189H200ZM205 187H207V186H205ZM210 187V188H211ZM221 187V188H220ZM248 187V188H247ZM195 188V187H194ZM229 188V189H228ZM254 188V189H253ZM262 188V189H261ZM159 188H158V192L160 193L161 192V190H160ZM213 190L214 192H216V193H219V194H221V192H224V193H226L227 195H226V199H225V202H223V200H213L211 203L208 201V202H206V204H204L203 203V207L201 206V204H202V201L204 200L205 201V199H202V201H199L198 199H201V197L202 198H206L207 199V197L208 196H210V194H206L205 192L206 191H208L209 192V190ZM228 189V190H227ZM232 189V190H231ZM259 189V190H258ZM262 191H261V190ZM121 189L120 188H118V191H120ZM150 190V191H151ZM186 190V189H185ZM194 190V189H193ZM236 190V191H235ZM241 190V191H240ZM149 191V193H153V192H150ZM195 191V190H194ZM202 191H203V194H202ZM213 191L211 192V194L213 193ZM219 191V192H218ZM231 191V192H230ZM249 191V192H248ZM254 191V192H253ZM173 193H172V195H173V197L176 195V196H178L179 194V196L177 197V198H179L180 196H182V193L180 192V191H175V192H180L178 195L177 194H174L175 192L174 191H172ZM200 192H201V194H200ZM228 192V193H227ZM230 192V193H229ZM236 192V193H235ZM252 192V193H251ZM164 193H166V194H164ZM167 193H168V191L166 192H163V193H161L162 195H166V196H168L169 195V193H168V195H167ZM189 193V195L187 194L186 195V193H183L185 196H191L190 195V191L188 192ZM249 193V194H248ZM230 194V195H229ZM243 194V195H242ZM158 193L156 194V195H154L155 196V198H157V197H160L161 198V196H160V194L158 195ZM171 195V193H170V195L169 196H172ZM192 195V196H193ZM246 195H247V197H246ZM249 195V196H248ZM252 195V196H251ZM260 195H262L263 197H259ZM149 196V195H148ZM154 196H153V194H152V196L150 195L149 197H151V199L153 200V198H154ZM164 197V198H168V200H169V196L168 197ZM175 196V197H176ZM254 196V197H253ZM130 197V196H129ZM245 197V198H244ZM251 199H250V198ZM258 197V198H257ZM171 198V197H170ZM180 198H182V197H180ZM179 198V199H180ZM185 198V197H184ZM239 198V199H238ZM254 198V199H253ZM260 198V199H259ZM183 199V198H182ZM248 199H249V201H248ZM168 200H165L164 202L165 203H163V204H165L166 206H167V203H169V202H171V199H170V201H168ZM196 200V201H195ZM197 200H198V204L196 203L197 202ZM230 200V201H229ZM241 200V201H240ZM258 202H257V201ZM262 200V201H261ZM133 200H132V198L130 197L129 198V202H132ZM155 201V200H154ZM157 201H158V199H157ZM175 201V202H176ZM221 201V202H220ZM245 201V202H244ZM253 202H255V203H253ZM136 203V202H135ZM154 203V202H153ZM199 203H200V206H199ZM209 203V204H208ZM249 203V204H248ZM189 204V205H188ZM218 204V205H217ZM227 204V205H226ZM244 206H243V205ZM196 205V206H195ZM222 205V206H221ZM241 205H242V207H241ZM228 206V207H227ZM156 211H158V213H160V216L162 217L163 216V212H160V211H162V209H160L159 208V204H155V206H154V204H153V206H152ZM165 207V206H164ZM209 207H211V208H209ZM216 207V208H215ZM224 207V208H223ZM248 207V208H247ZM254 207V208H253ZM200 208V209H199ZM1 209V208H0ZM183 209V210H182ZM249 209V210H248ZM256 209V210H255ZM221 210V211H220ZM217 211H219L218 213H217ZM254 211V212H253ZM146 212V211H145ZM169 212H171V211H169ZM215 212V213H214ZM222 212H224V213H222ZM248 212V213H247ZM251 212V214H249ZM157 213V214H158ZM183 214L182 216H181V214ZM201 213H203V212H201ZM254 213V214H253ZM263 213V214H262ZM145 214H147V213H145ZM167 216H168V214L167 213H165ZM170 214V213H169ZM184 214H186V215H184ZM258 214V215H257ZM166 215H165V217H166ZM180 217H179V216ZM254 215V216H253ZM150 215H148V216H146L145 215V218H147V217H149ZM171 216L169 215V217H170V221L172 222L173 220H171ZM184 216H186V218L184 217ZM190 216H192V215H190ZM224 216V217H223ZM245 216V217H244ZM164 217V216H163ZM182 217V218H181ZM223 217V218H222ZM254 217V218H253ZM255 217H256V219H255ZM222 218V219H221ZM243 218V219H242ZM252 218V219H251ZM168 218L166 217V219L165 218H163V222H165L164 220H167ZM172 219H174V217H172ZM220 219V220H219ZM231 219V220H230ZM246 219V220H245ZM251 219V220H250ZM153 220V219H152ZM263 222H262V221ZM176 220L174 219V222H175ZM187 221V220H186ZM217 221H219V222H217ZM242 221V222H241ZM244 221V222H243ZM252 221V222H251ZM155 220H153V222H152V224H151V227L152 226H156L155 224ZM177 223H178V221H177ZM177 223H175V226H176V229H175V231L176 230H183V228H179L180 226H177L176 224ZM180 223H178V225H180ZM226 223H228V224H226ZM245 225H244V224ZM250 223V224H249ZM257 223V224H256ZM259 224V225H258ZM181 225H182V223H181ZM241 225V226H240ZM253 225H254V227H253ZM172 227V230H173V224L171 225ZM259 226H260V228H259ZM129 225H125V228H127L128 230H129ZM196 227V226H195ZM194 227V228H195ZM233 227V228H232ZM238 227V228H237ZM242 227V228H241ZM146 228V227H145ZM157 228H159V227H157ZM193 228V231L194 230H196L197 228H195L194 229ZM209 228H211V230L209 231ZM246 228H248V229H246ZM190 229V228H189ZM256 229V230H255ZM178 230V231H179ZM185 230V229H184ZM215 230V231H214ZM177 231V232H178ZM193 231H191V230H189V232H192L191 234H192V238H193V236H195V234H193L194 232ZM196 231H198V230H196ZM212 231V232H211ZM129 232V231H128ZM153 232V231H152ZM209 232H211V233H209ZM229 232V233H228ZM240 232V233H239ZM245 232V233H244ZM31 233V232H30ZM155 233V232H154ZM209 233V234H208ZM226 233V234H225ZM228 233V234H227ZM178 234V233H177ZM176 234V235H177ZM214 234V235H213ZM263 236H262V235ZM200 235L201 236H204V233H203V235L200 233ZM216 235V236H215ZM231 235H232V237H231ZM29 236H33V234L31 233ZM190 236V235H189ZM251 236V237H250ZM262 236V237H261ZM233 238V239H232ZM241 238V240H239ZM244 238V239H243ZM202 239V240H201ZM214 239V240H213ZM204 240V241H203ZM230 240H233V241H230ZM246 240V241H245ZM208 241L210 242V243H208ZM251 241H252V243H251ZM168 242V241H167ZM237 242V243H236ZM243 242V243H242ZM256 242V243H255ZM215 243V244H214ZM239 243V244H238ZM258 243V244H257ZM47 244V243H46ZM76 244V243H75ZM242 244V245H241ZM252 244V245H251ZM257 245V246H256ZM261 247H260V246ZM47 247H45V248H47L48 249V247L50 246V243H48V245H46ZM51 246H52V244H51ZM243 246V247H242ZM252 246V247H251ZM44 247V246H43ZM179 247H180V245H178V251H179ZM44 248V249H45ZM52 248H53V246H52ZM181 248H183V246H181ZM180 248V251L181 252H183V253H180V252H174V250H173V252H174V254L176 253L178 256L177 257H175L176 256V254H175V256H174V254H173V256H174V258H172L173 260H171L169 257H172V255L171 254H163V255H158V256H160V257H158V258H160V260H158V258L156 257V263H158V261H159V264H181V262H179L178 261V259L180 258V259H182V258H185V259H183L184 260V263L185 264H187V259L186 258H189L188 256H190V254L188 255L186 252H188L187 251V249H185L186 250V252L184 251V249H181ZM220 248H223V250H221V251H219V249ZM229 248V249H228ZM47 249H45V251H47ZM79 249V248H78ZM225 249V250H224ZM242 249H243V251H242ZM256 249V250H255ZM52 250V249H51ZM90 250V248L89 249H87L86 251H89ZM176 250V249H175ZM183 250V251H182ZM201 250V249H200ZM233 250H234V252H233ZM236 250V251H235ZM247 250V251H246ZM249 250H251V251H249ZM257 250H258V252H257ZM44 251V252H45ZM54 251V250H53ZM52 251V252H53ZM81 251H83L82 249H80V250H76V251H70V250H68L67 252H65L64 253V256H65V260H63V258L62 259H57V260H53V257H51L52 255H50V257H48L47 259H48V261H49V263H51V264H71L72 262H73V257H74V255L73 254H78V256L79 257H82L84 254H79V252H81ZM242 251V252H241ZM7 252L8 251H6V252H2V257H0V260H3V261H5V259H8V256H9V254H7ZM70 252H71V254H70ZM72 252H74L73 254H72ZM193 252V253H194ZM209 252L211 253V255H209L208 256V254H209ZM219 252V253H218ZM241 252V253H240ZM257 254V255H255V253ZM47 253V252H46ZM49 253H50V251H49ZM185 253V254H184ZM189 253V252H188ZM205 255H207V256H205ZM216 253H218V254H216ZM221 253V254H220ZM245 253H247V255L245 254ZM76 254V255H77ZM68 255V256H67ZM73 255V256H72ZM215 255V256H214ZM238 255V256H237ZM163 256H164V258H166L167 256H168V260H166L165 259V261H164V258H163ZM179 256H183L182 258L181 257H179ZM6 257V258H5ZM72 257V258H71ZM162 257V258H161ZM230 257V258H229ZM246 257V258H245ZM260 257V258H259ZM69 258V259H68ZM70 258H71V260H70ZM232 258H234V259H232ZM50 259V260H49ZM67 259V260H66ZM208 259V260H207ZM237 259L239 260V261H237ZM262 259H263V261H262ZM62 262H61V261ZM259 260V261H258ZM7 261V260H6ZM54 261H56L55 263H54ZM59 261V262H58ZM154 261V260H153ZM169 261V262H168ZM61 262V263H60ZM133 262V261H132ZM155 262V261H154ZM161 262V263H160ZM191 263L190 264H196V262H194V261H190ZM206 262V263H205ZM237 262V263H236ZM239 262V263H238ZM78 263V261H76V262H73L72 264H77ZM151 264H155V263H151Z\"/></svg>","mask_w":264,"mask_h":264}]
</instances>
